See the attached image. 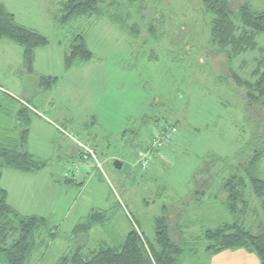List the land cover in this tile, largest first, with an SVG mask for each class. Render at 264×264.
<instances>
[{"label": "rangeland", "instance_id": "rangeland-1", "mask_svg": "<svg viewBox=\"0 0 264 264\" xmlns=\"http://www.w3.org/2000/svg\"><path fill=\"white\" fill-rule=\"evenodd\" d=\"M63 1L1 0L18 24L48 40V46L35 51L33 73L58 78L50 92L30 97L34 77L23 70L21 48L0 41V89L4 92L0 99L8 94L21 103L30 100L38 108L32 118L28 151L49 161L42 175L61 186L49 190L46 203L51 206L44 214L48 216L58 203V212L48 218L66 240L49 241L57 244L47 250L37 248L30 264H54L69 254L77 246L69 244V232L91 210L107 212L109 221L102 230L90 232L85 252L97 248L102 239L116 245L131 230L130 217L146 240L153 242L154 219L163 206L178 208L195 189L192 178L204 159L233 157L253 133L244 120L242 92L229 78L225 57L215 54L210 45V18L201 15L200 0H99L104 8L113 1L119 4L121 14L131 18L128 25H138V37H130L104 18H82L61 27L53 17ZM229 1L233 8L244 2ZM246 1L257 10L264 6V0ZM78 34L85 36L93 59L66 71L64 55ZM257 42L264 50V35ZM259 56L256 52L243 54L231 63L232 69L249 79ZM219 77L226 78L229 85L219 82ZM11 107L0 105V122L6 126L17 123L19 106L13 103ZM5 110L12 116H6ZM257 121L264 124V116ZM175 123L178 138L154 154L149 169L141 170L138 157L151 140L152 127ZM80 143L92 148L96 160L75 156L72 150H81ZM116 161L121 163L120 170L113 166ZM76 170L82 185L64 189V173L72 178ZM260 170L264 174V162ZM3 171L0 188L8 190L11 198L23 199L28 188L30 192L38 189L16 178L27 174ZM214 173H219L218 179L209 194L215 193L226 177L223 164L218 163ZM250 201L247 220L253 229L264 217L259 203L251 197ZM218 209L219 215L211 216L206 208L191 205L186 216L189 220L213 219L217 225L231 222L220 205ZM46 237V232H41L35 241L38 244ZM88 239L86 236L83 241ZM63 244L68 249H63Z\"/></svg>", "mask_w": 264, "mask_h": 264}, {"label": "trees", "instance_id": "trees-1", "mask_svg": "<svg viewBox=\"0 0 264 264\" xmlns=\"http://www.w3.org/2000/svg\"><path fill=\"white\" fill-rule=\"evenodd\" d=\"M120 11V6L115 1L104 8L103 2L99 0H66L60 3L59 13L53 17V21L64 27L82 18H104L130 37H138V25H128L131 19L129 14L122 15ZM200 12L202 16L210 18L209 35L213 52L225 57L229 78L242 92L244 120L253 128L250 141L231 158L213 155L204 159L192 178L195 189L187 194L183 202L178 203V208L163 206L161 215L154 219L153 242L146 240L138 223L128 215L133 226L121 241L113 244L114 246L103 242L95 251L83 253V238L94 227H104L109 221L105 214L107 212L91 210L69 233V244L71 247L74 244L77 246L54 264H206L212 256L222 251L239 249L254 254L259 263L264 264V220L256 223L253 229L247 220L251 211L250 197L259 203L264 217V174L260 170L264 162V124L257 121L259 116H264V50L257 42L264 35V6L257 10L244 0L241 5L233 8L229 0H200ZM149 30L154 39L152 28ZM2 40L11 42L22 50L23 70L34 77L30 97L50 92L57 85L58 78L33 73L35 51L48 46V40L39 32L18 24L0 2V41ZM248 52H256L260 56L255 60L251 77L244 79L232 69L231 63ZM92 59L93 54L88 49L85 36L75 35L69 51L64 55V69L69 71ZM218 81L228 84V80L223 77H219ZM0 93L4 92L0 89ZM1 103L10 108L11 104H18L19 109L15 114L17 123L13 126L0 122V181L3 170L27 175L42 174L49 167V161L28 151L32 118L39 112L38 108L32 106L30 100L21 103L8 94L0 99V105ZM9 114L12 116L5 110V115ZM170 126L179 132L176 123ZM163 149L150 153L149 168L154 161V154ZM72 151L80 159L89 158L80 149ZM218 163L223 164L226 177L221 179L217 191L209 194L208 191L214 189L215 180L218 179L219 173H214ZM76 174L77 170L70 178L69 174L64 173V184L67 187L82 185L77 181ZM209 175L216 178H202ZM191 205L206 208L211 216L219 215L220 205L231 222L217 225L213 219L189 220L186 212ZM213 207L216 212L211 211ZM193 228L199 229L198 235L187 232ZM44 231L46 240L37 244L35 236L37 238ZM57 238L66 240V236L63 238L51 219L21 215L8 204L7 191L0 188V264H30L37 248L47 250L49 240Z\"/></svg>", "mask_w": 264, "mask_h": 264}, {"label": "crops", "instance_id": "crops-1", "mask_svg": "<svg viewBox=\"0 0 264 264\" xmlns=\"http://www.w3.org/2000/svg\"><path fill=\"white\" fill-rule=\"evenodd\" d=\"M0 2H1V0H0ZM1 3L6 8V5L3 2H1ZM7 11L9 13H11L12 15L14 14L13 12H10L9 10H7ZM41 75L48 76L46 74H41ZM51 103H52V101L49 102V104H51ZM44 104H45V102H44ZM40 120H42V119H40ZM31 142H32V140H31V132H30V136H29V140H28V149L30 148ZM139 159H140V157H138L137 165L139 166V168L141 170H145V168H142ZM3 174L4 173H2V178H3ZM13 176H15V175H13ZM2 178H1V181H2ZM16 178L19 179V180H22V181H26L25 183H30V184H33L35 186H38V189H36V190H34L32 192H30L29 191L30 188H28V191H26L24 193V195H23V199H17L15 197L14 198H11L10 192L8 190L4 189L8 193V204L12 208H14L18 213H20L23 216H40V217H43V218L44 217L45 218L47 217V219H49L48 217H52L51 215H53L54 212H58V206H57L58 203H56L55 205H53L51 207V213L48 216H46L44 214V209L47 206H51V205H47V203H46L50 199L49 190H51V189H57L58 187L61 188V186L57 182H55L51 177L43 176L42 174H40V175H16ZM1 181H0V183H1ZM56 184H58V185H56ZM28 187H31L32 188V185H28ZM63 188L65 189V188H69V187H63ZM25 200H27V203H25ZM211 211L216 212L217 210H215L214 207H213V208H211ZM88 214H86V216ZM50 219H52V218H50ZM81 219L82 218H79L77 220V222L74 224V226ZM74 226H73V228H74ZM56 227L59 230V227L58 226H56ZM72 229H71V231H72ZM102 229L103 228L101 226H97V227H94L90 232H92L93 230H94V232H96V230H102ZM193 229H195V228H193ZM191 230L192 229H190L187 232H192L193 235H198V232H193ZM90 232L88 233L89 239L88 240H85L84 241V244H82L83 245V247H82V249H83L82 252L83 253L88 254V253H90L92 251H95L99 247V245L101 243H103V242L104 243H107L108 245H110V243L108 241L105 242V240L102 239V240H99L96 243L97 244L96 245L97 248H95L93 250H90L88 252H85V249H86L87 245L89 244V240L91 238V233ZM49 241L51 242V240H49ZM50 242H48V248L50 246H52L53 244H55V245L57 244V243H53V241L50 244ZM58 246H60L59 247V249H60L61 248V245L58 244ZM63 249H68V247L63 244ZM45 255L47 256V253H45ZM206 264H260V263H259L257 257L254 254H250V253H248V252H246V251H244L242 249H239V250H235V251H230V250L222 251V252H220V253L212 256L207 261Z\"/></svg>", "mask_w": 264, "mask_h": 264}, {"label": "built area", "instance_id": "built-area-1", "mask_svg": "<svg viewBox=\"0 0 264 264\" xmlns=\"http://www.w3.org/2000/svg\"><path fill=\"white\" fill-rule=\"evenodd\" d=\"M179 136L178 130L170 125H163L161 127H157L153 129V135L151 136V140L147 145L145 151L140 153V164L142 168L147 169L150 162V153L156 151L161 148L168 147L175 138ZM79 147L83 151V154L88 157H92L96 160L95 154L92 149L87 146L83 145L82 143L79 144ZM99 166V164H98Z\"/></svg>", "mask_w": 264, "mask_h": 264}, {"label": "water", "instance_id": "water-1", "mask_svg": "<svg viewBox=\"0 0 264 264\" xmlns=\"http://www.w3.org/2000/svg\"><path fill=\"white\" fill-rule=\"evenodd\" d=\"M114 168L117 169V170H120L121 169V163L120 162H114Z\"/></svg>", "mask_w": 264, "mask_h": 264}]
</instances>
